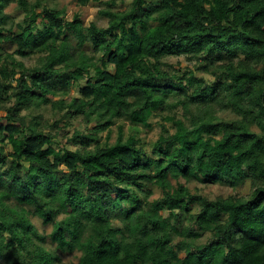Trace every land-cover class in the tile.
Wrapping results in <instances>:
<instances>
[{"label": "trees", "instance_id": "1", "mask_svg": "<svg viewBox=\"0 0 264 264\" xmlns=\"http://www.w3.org/2000/svg\"><path fill=\"white\" fill-rule=\"evenodd\" d=\"M119 1L98 28L0 0V264H264V0ZM10 7L22 19L6 29ZM180 57L193 66L165 62ZM235 181L246 196L187 187Z\"/></svg>", "mask_w": 264, "mask_h": 264}, {"label": "rangeland", "instance_id": "2", "mask_svg": "<svg viewBox=\"0 0 264 264\" xmlns=\"http://www.w3.org/2000/svg\"><path fill=\"white\" fill-rule=\"evenodd\" d=\"M108 0H91L89 1L85 6H80L77 4L76 0H48L49 5L52 7H58V8H65V13L62 16L64 19L71 20L72 16L74 14H78L80 16V19L82 20L83 25L89 26L90 24H94L98 28H105L107 26V19L104 18L102 15H100V11L104 9V5L102 3H105ZM131 0H123L119 1L117 3V8L124 10L128 7L129 3ZM40 12V10H37ZM6 14V19L4 22V26L6 29H8L12 23L19 22L22 19V14L16 10H14L12 7L8 8L5 10ZM13 31L15 33H19L15 27L13 28ZM15 47L13 45H6L4 47V53L6 54H12L14 53ZM92 53L89 52V55ZM17 58V56H15ZM18 59V58H17ZM167 62L168 67H175L177 69H184L185 67H192L193 64L189 63L188 61L184 60L183 58H168L165 60ZM24 63L28 67H34V65L37 64V56L31 57L29 59H25ZM178 63V64H177ZM108 71L112 72V67L107 68ZM204 77L207 80H211V76L204 75ZM83 86V82L81 83H73L71 87L69 88L68 91V99L71 97H79V89L80 87ZM56 99H59L57 97ZM180 112L179 115L180 116ZM47 116H49V112H46ZM79 120H73L72 124L67 128L65 132L66 137H70L75 129V127H78ZM160 120L159 118H153L151 119V123L153 124V129L151 131H143L140 133V138H142L143 141L145 142H152L155 141L158 138L159 132H160V126L159 123ZM51 124V122H50ZM63 123H60L59 126H62ZM125 132H127V125L124 126ZM45 133H48V129L45 130ZM106 133H102V140H104ZM115 135H116V128H112V134L110 137V142L115 141ZM58 141L60 140L62 143H65V138H63V135L59 136ZM66 146L70 149H74V145L72 143H67ZM57 147V146H56ZM11 151L10 146L4 145V153L7 154ZM187 187L191 191H195L196 189L202 191L204 195L209 197L210 199H214L217 196H223L225 198L229 196L233 197H244L247 195L248 190H249V183L247 181H235V184L233 186L230 185H211V186H206V185H200L195 182H191L187 184ZM153 190V194L148 198L149 201H152L158 197H160V191L156 187H151ZM197 209L195 208V211ZM32 222L36 226L38 232L42 234H49L52 230L51 225H43L42 221L37 218H32ZM187 224V223H185ZM45 247L54 251L53 246L49 244L48 242L45 244ZM57 257L59 258V262L57 264H70L71 262H76L79 253H73V254H67V253H60V252H55Z\"/></svg>", "mask_w": 264, "mask_h": 264}]
</instances>
